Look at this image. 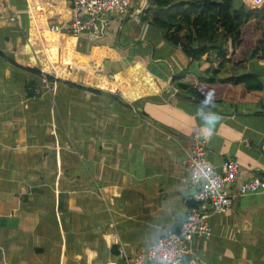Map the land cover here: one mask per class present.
Returning <instances> with one entry per match:
<instances>
[{
  "label": "crops",
  "instance_id": "0c3cea01",
  "mask_svg": "<svg viewBox=\"0 0 264 264\" xmlns=\"http://www.w3.org/2000/svg\"><path fill=\"white\" fill-rule=\"evenodd\" d=\"M178 1L132 0L90 41L66 31L71 0H0V264H125L178 232L195 191L181 166L194 125L213 167L232 158L238 181L264 176V61L225 62L215 76L260 77L255 103L194 99L186 89L233 48L221 30L200 58L168 41L153 20ZM41 75L53 93L28 98ZM209 223L211 237L192 244L202 264H264V194Z\"/></svg>",
  "mask_w": 264,
  "mask_h": 264
},
{
  "label": "built area",
  "instance_id": "2783aa9c",
  "mask_svg": "<svg viewBox=\"0 0 264 264\" xmlns=\"http://www.w3.org/2000/svg\"><path fill=\"white\" fill-rule=\"evenodd\" d=\"M248 7L259 9L264 0H245ZM132 0H71V17L66 31L77 36L82 33L101 34V20L106 16L127 14ZM55 31H61L59 27ZM54 83L41 75L39 85L27 84L25 96L37 98L53 93ZM206 143L201 128L194 125L190 132V147L181 166L187 182L195 191V206L187 211L178 232L166 231L144 252L125 259V264H202L193 255L192 244L208 240L212 235L209 219L225 215L238 197L264 194V177L254 176L238 181L240 166L235 159L223 161L219 169L206 159ZM108 264V263H105Z\"/></svg>",
  "mask_w": 264,
  "mask_h": 264
},
{
  "label": "trees",
  "instance_id": "16d2710c",
  "mask_svg": "<svg viewBox=\"0 0 264 264\" xmlns=\"http://www.w3.org/2000/svg\"><path fill=\"white\" fill-rule=\"evenodd\" d=\"M171 1L154 0V4L161 7ZM153 23L165 32L168 41L183 48L190 59L200 58L213 49L207 43L213 44L219 30L231 41V58L223 60L208 80L186 89L194 99L202 103L229 104L255 103L260 99L263 89L260 77L243 74L227 83H219L215 76L225 62L241 66L256 57L264 61V6L254 9L237 0H179L171 6L166 18H155ZM0 56L9 58L1 51Z\"/></svg>",
  "mask_w": 264,
  "mask_h": 264
},
{
  "label": "water",
  "instance_id": "95a60500",
  "mask_svg": "<svg viewBox=\"0 0 264 264\" xmlns=\"http://www.w3.org/2000/svg\"><path fill=\"white\" fill-rule=\"evenodd\" d=\"M107 26V22L105 20H101V34L104 35V31H105V28ZM89 37V40L90 41H95L98 37L95 36L94 34H90L88 35ZM169 93L177 98H181V99H190L191 97L182 93V92H179V91H175L172 87L169 88ZM195 206V202L194 200H190L189 203H188V207H193Z\"/></svg>",
  "mask_w": 264,
  "mask_h": 264
},
{
  "label": "rangeland",
  "instance_id": "374dc122",
  "mask_svg": "<svg viewBox=\"0 0 264 264\" xmlns=\"http://www.w3.org/2000/svg\"><path fill=\"white\" fill-rule=\"evenodd\" d=\"M83 164H85V163H83Z\"/></svg>",
  "mask_w": 264,
  "mask_h": 264
}]
</instances>
